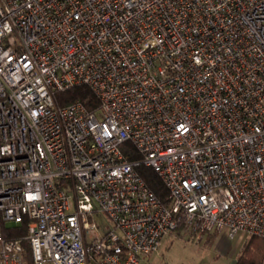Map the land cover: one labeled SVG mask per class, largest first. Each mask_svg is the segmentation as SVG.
I'll return each mask as SVG.
<instances>
[{
    "label": "built area",
    "instance_id": "obj_1",
    "mask_svg": "<svg viewBox=\"0 0 264 264\" xmlns=\"http://www.w3.org/2000/svg\"><path fill=\"white\" fill-rule=\"evenodd\" d=\"M180 228L264 239V0H0V264H150Z\"/></svg>",
    "mask_w": 264,
    "mask_h": 264
},
{
    "label": "rangeland",
    "instance_id": "obj_2",
    "mask_svg": "<svg viewBox=\"0 0 264 264\" xmlns=\"http://www.w3.org/2000/svg\"><path fill=\"white\" fill-rule=\"evenodd\" d=\"M93 219L103 223L104 216L96 215ZM7 226L14 224L7 223ZM194 236L178 232L166 238L160 253L151 258L150 264H234L248 240L245 234L229 237L223 232L217 237L209 233H204L202 238Z\"/></svg>",
    "mask_w": 264,
    "mask_h": 264
},
{
    "label": "trees",
    "instance_id": "obj_3",
    "mask_svg": "<svg viewBox=\"0 0 264 264\" xmlns=\"http://www.w3.org/2000/svg\"><path fill=\"white\" fill-rule=\"evenodd\" d=\"M55 98L57 104L60 106H65L78 100L84 102L90 110L98 106V100L95 94L86 86H76L70 90L59 92ZM122 148L129 160L133 161L140 159V155L130 143L124 144ZM136 170L160 200L164 204H167L169 202V193L158 174L152 168L144 165H139ZM28 224L29 220L27 219H25L23 223L14 226H7L6 224L3 226V234L6 238H21L27 235ZM182 230L183 228H180L179 232ZM24 246L27 252L28 264H33L31 261V248L29 243L25 242ZM235 264H264V239L257 236L248 238Z\"/></svg>",
    "mask_w": 264,
    "mask_h": 264
},
{
    "label": "crops",
    "instance_id": "obj_4",
    "mask_svg": "<svg viewBox=\"0 0 264 264\" xmlns=\"http://www.w3.org/2000/svg\"><path fill=\"white\" fill-rule=\"evenodd\" d=\"M179 231H177V233H178ZM181 233H189V232H185V231H180ZM179 232V233H180ZM220 233H222V232H214V233H209L212 237H217ZM223 233H225V232H223ZM226 234V233H225ZM203 236V235H202ZM202 236H201V238H202ZM236 261H237V259L235 260V262H234V264L236 263Z\"/></svg>",
    "mask_w": 264,
    "mask_h": 264
}]
</instances>
